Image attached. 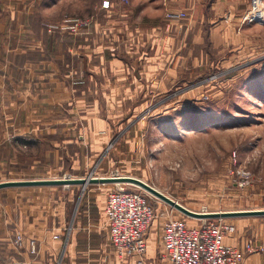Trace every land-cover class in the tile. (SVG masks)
Returning <instances> with one entry per match:
<instances>
[{
	"label": "crops",
	"instance_id": "0c3cea01",
	"mask_svg": "<svg viewBox=\"0 0 264 264\" xmlns=\"http://www.w3.org/2000/svg\"><path fill=\"white\" fill-rule=\"evenodd\" d=\"M122 4L116 5L117 35L106 34L99 46L96 42L80 45L82 39L64 42L45 32L32 35L29 29L13 34L9 20L1 25L0 145L9 153L0 161L6 174L0 183L21 180L19 170L41 163L23 153L34 148H49L44 154H52V171L62 169L61 150L69 166L77 169L79 162L76 153L71 156V148L79 140L90 151L87 163L93 169L117 130L118 114L125 115L130 101L126 102V92L157 90L167 96L174 79L207 65L210 51L216 49L219 55L222 47L229 46L238 35L241 14L249 7L247 0ZM135 110L132 114L129 110L131 126L141 117H135ZM19 150L24 154L20 163ZM93 185L74 203L70 225L73 198L57 195L52 186L0 190V264H117L116 260L154 264L148 238L142 259L123 261L115 253L114 260L109 254L107 196L94 193ZM78 187L83 191V186ZM237 234L225 243L243 248ZM33 246L36 253L31 251ZM162 257L169 260L164 251ZM248 257L243 264H264V254Z\"/></svg>",
	"mask_w": 264,
	"mask_h": 264
},
{
	"label": "rangeland",
	"instance_id": "374dc122",
	"mask_svg": "<svg viewBox=\"0 0 264 264\" xmlns=\"http://www.w3.org/2000/svg\"><path fill=\"white\" fill-rule=\"evenodd\" d=\"M128 1L0 0V30L9 20L13 22V34H24L29 29L32 35L45 32L64 42L82 39L80 45L96 42L99 46L106 34L117 35L116 5L128 6ZM247 1L249 7L240 20L252 3ZM78 20L88 25L78 27ZM236 32L238 35L232 37L229 46L222 47L219 55L216 49L210 51L207 65L189 70L181 80L174 79L175 85L167 96L157 90L126 92V102L127 98L130 101L125 115L118 114L116 118L117 130L94 166L95 177L138 178L197 212L264 210V26L240 25ZM134 109L135 117H141L131 126L128 117ZM47 149L23 152L41 163L33 165L34 169L19 170L24 177L21 180L87 178L94 169L88 167L90 151L80 140L75 149L71 148V156L76 153L79 162L77 169L69 166L68 156L61 150L62 169L52 171V154H44ZM8 153L0 145V161ZM23 153L19 150L18 163ZM3 175L6 174L0 167V178ZM91 188L107 198L121 189L149 196L158 214L148 232L149 258L155 260L154 264H163V232L169 219L185 217L191 226L201 224L132 184H96ZM51 190L73 198L70 225L82 187L62 185L52 186ZM225 221L236 227L242 246L251 243L264 247V216ZM109 254L116 259L111 243ZM257 254L263 255L264 251L250 255ZM169 260L164 263L170 264ZM118 262L115 263L125 264Z\"/></svg>",
	"mask_w": 264,
	"mask_h": 264
},
{
	"label": "built area",
	"instance_id": "2783aa9c",
	"mask_svg": "<svg viewBox=\"0 0 264 264\" xmlns=\"http://www.w3.org/2000/svg\"><path fill=\"white\" fill-rule=\"evenodd\" d=\"M76 24L80 27L88 25V22L78 20ZM253 24L264 26V0H252L249 10L240 20L241 26ZM52 30L50 28V32ZM105 213L111 245L117 257L123 261L135 256L144 258L148 251V232L158 216L149 196L125 189L111 192ZM235 233L236 227L225 219H205L197 226H191L185 217L169 219L164 227L163 248L171 264H243L248 254L264 251L263 246L251 243L243 248L227 245L226 238ZM31 251L36 253V247L33 246Z\"/></svg>",
	"mask_w": 264,
	"mask_h": 264
},
{
	"label": "water",
	"instance_id": "95a60500",
	"mask_svg": "<svg viewBox=\"0 0 264 264\" xmlns=\"http://www.w3.org/2000/svg\"><path fill=\"white\" fill-rule=\"evenodd\" d=\"M95 172H92L87 178H67L54 180H14L0 183V190L5 188L17 187H40V186H64V185H80L83 186V191L91 184H132L135 185L154 197L164 201L174 209H177L186 217L205 220V219H226L248 216H264V210H241V211H221V212H197L193 211L180 202L160 192L148 183L129 176L119 177H95ZM83 196V193L81 194Z\"/></svg>",
	"mask_w": 264,
	"mask_h": 264
}]
</instances>
